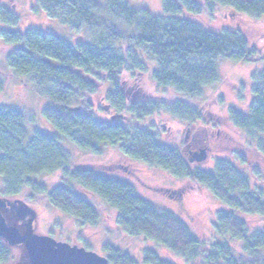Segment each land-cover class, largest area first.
Wrapping results in <instances>:
<instances>
[{
  "label": "trees",
  "instance_id": "1",
  "mask_svg": "<svg viewBox=\"0 0 264 264\" xmlns=\"http://www.w3.org/2000/svg\"><path fill=\"white\" fill-rule=\"evenodd\" d=\"M37 6L76 34L87 30L89 39L72 41L35 28L2 31L4 41L14 47L8 56L9 67L49 100L43 115L55 131L49 135L36 129L30 134L19 110L0 109L4 196L31 190L81 226L95 227L100 217L85 194L93 195L117 212L126 233L152 240L186 262L264 264V228L252 232L243 217H264V70L252 74L253 99L248 110L231 107L227 113L228 124L245 136L239 141L244 149L231 154L233 161L217 159L209 171L193 170L182 153L163 145L156 133L99 120L88 99L102 96L119 115L127 113L140 121L160 112L189 123L203 120L201 107L148 100L134 85L150 73L158 88L201 98L204 88L222 79L221 60L251 62L263 55L250 50L241 31H215L183 14L212 19L222 7L234 16L264 20V0H163V16L133 8L124 0H37ZM0 23L16 28L20 16L13 8L0 6ZM3 89L0 81V92ZM64 140L96 156L105 147L120 146L124 157L206 187L224 206L217 212L216 237L229 236L241 248L236 250L225 241L206 249L177 214L158 209L133 184L110 173L71 169ZM250 151L258 154V164L249 158ZM54 172H61L78 190L67 186L49 190L34 181ZM160 192L172 196L168 189ZM104 248L111 264H139L111 244ZM11 260L10 246L0 239V264ZM143 263L172 264L153 251L145 253Z\"/></svg>",
  "mask_w": 264,
  "mask_h": 264
},
{
  "label": "rangeland",
  "instance_id": "2",
  "mask_svg": "<svg viewBox=\"0 0 264 264\" xmlns=\"http://www.w3.org/2000/svg\"><path fill=\"white\" fill-rule=\"evenodd\" d=\"M124 1L133 8L147 9L156 16L164 15L163 0ZM0 6L13 8L20 16V24L16 28L0 23V81L4 85L3 91L0 92V109L19 110L25 116L26 128L30 134L37 129L53 135L54 128L43 115L49 100L36 93L27 78L17 76L11 70L8 56L14 47L4 41L2 31L7 29L25 32L35 28L72 41L89 39L88 31L84 30L80 34L70 31L68 26L60 24L42 12L37 6V0H0ZM183 16L199 20L215 31L239 30L247 37L250 50L263 55L251 62L221 60L219 69L222 79L215 85L204 88L202 97L198 99L187 98L174 89L158 88L153 83L150 73L142 83L134 85L136 90L140 89L143 98L148 100L167 103L180 101L201 107L204 113L203 120L189 123L178 120L166 112H160L140 121L127 113L119 115L110 108L102 96H89L88 99L92 102L93 111L99 120L123 122L130 127L156 133L163 145L178 149L193 170L209 171L214 168L217 159L228 158L233 161L231 154L244 149L239 141L242 142L245 136L240 135L230 123L228 124L227 113L231 107L241 111L248 110L253 99L252 74L264 70V20L234 16L229 9L222 7L212 19L206 16L199 19L187 13ZM149 64L154 67L153 63ZM129 84L133 87L132 83ZM104 93L102 91L100 95ZM62 146L70 154L71 169H93L99 174L110 173L133 184L140 196L158 209L177 214L189 227L191 233L203 243L204 248L208 249L212 243L225 241L236 250L241 248V244L232 241L229 236L216 237L217 212L224 206L206 187L190 180L173 177L166 171L124 157L120 153V146L105 147L101 156L85 153L66 140L62 142ZM201 149L208 150L207 160L200 163L191 162V154ZM249 158L258 164L257 153L250 151ZM235 163L241 170L244 168L238 162ZM34 181L49 190L58 186L78 190L77 185L68 182L61 172L44 174L34 178ZM162 189H168V193L172 196L161 193ZM85 196L100 217L95 227L81 226L77 219L53 207L45 196H35L31 190L25 189L14 197L4 196L3 180L0 178V199L6 200L10 205V209L2 211V214L7 223L18 227L21 233L25 232L24 224L30 219L29 216L17 218L16 211L23 205L35 213L33 232L36 235H47L57 242L84 247L106 258H109V254L104 247L106 244H111L122 254L134 258L139 264H144L143 258L147 251L156 252L161 259L172 264H192L152 240L143 236L129 235L120 226L118 214L113 208L98 197L89 194ZM243 217L248 221L252 232L264 228V217L245 214ZM10 249L12 259L10 264H30L23 245L10 246Z\"/></svg>",
  "mask_w": 264,
  "mask_h": 264
},
{
  "label": "water",
  "instance_id": "3",
  "mask_svg": "<svg viewBox=\"0 0 264 264\" xmlns=\"http://www.w3.org/2000/svg\"><path fill=\"white\" fill-rule=\"evenodd\" d=\"M208 158V150L201 149L191 154V162H203ZM9 203L0 199V239L9 246L23 245L28 253L30 264H110L109 258L100 256L84 247L57 242L54 238L33 232L35 213L26 206H19L16 216L19 219L30 217L24 224L25 232L9 225L2 211L9 210Z\"/></svg>",
  "mask_w": 264,
  "mask_h": 264
},
{
  "label": "flooded vegetation",
  "instance_id": "4",
  "mask_svg": "<svg viewBox=\"0 0 264 264\" xmlns=\"http://www.w3.org/2000/svg\"><path fill=\"white\" fill-rule=\"evenodd\" d=\"M9 209H10V207H9Z\"/></svg>",
  "mask_w": 264,
  "mask_h": 264
}]
</instances>
